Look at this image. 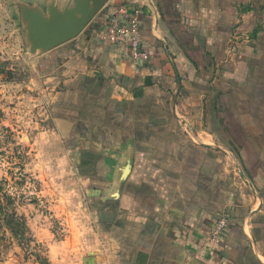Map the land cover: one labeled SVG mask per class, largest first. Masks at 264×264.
Segmentation results:
<instances>
[{
    "label": "crops",
    "instance_id": "0c3cea01",
    "mask_svg": "<svg viewBox=\"0 0 264 264\" xmlns=\"http://www.w3.org/2000/svg\"><path fill=\"white\" fill-rule=\"evenodd\" d=\"M51 1L64 7L69 0ZM205 1L196 6L191 0H111L75 39L36 56L47 62L38 77L47 76L41 91L49 94L45 97L49 107L56 106L64 95L70 72L72 82H84L79 85L81 99L76 100L81 112L87 108L106 111L109 118H99L97 123H116L126 129L118 139V146L125 149L97 152L106 161L97 163L94 170L119 171L114 167L119 154L132 155L133 163L121 184V195L112 202L107 194L100 196L99 211L84 210L87 202L76 183L58 184L64 191L75 190L73 195L72 191L59 193L55 201L56 216L66 222L64 238L56 240L47 224L32 221L33 244L41 252L35 259L21 258L16 252L2 264H264V177L257 180L250 167L242 164L243 153L226 147L225 131L209 128V120L218 125L224 121L193 115L196 106L207 107L213 96L209 92L211 77L238 75L242 67L251 70L255 52L249 45L255 44V39L246 36L244 47L237 45V50L227 51L221 27L222 1L215 2L216 9ZM121 3L140 8V39L151 54L144 65L133 63L124 45L104 36L111 6ZM197 11L208 13V19L202 17L196 28ZM193 49L200 50L199 55L192 53ZM56 57L58 62L53 60ZM199 57L210 60L207 68L200 67L207 69L203 74L209 78L203 85H209L188 89L202 92L200 102L183 100L187 87H179L177 77L186 76ZM67 67L74 71H67ZM54 68L58 69L55 74L49 71ZM156 91L176 92L173 106L177 115L145 117L147 108L159 106L151 100ZM184 103L189 110H185L186 115L181 114ZM52 119L57 130L48 132L46 140L71 139L74 122L61 116ZM162 122L179 123L183 128L164 134L152 132L154 146L157 142L163 148L147 149L144 125ZM81 149L83 155L85 150ZM60 154L67 158L70 151L65 148ZM107 177L106 188L114 178ZM72 204L74 210L69 208ZM108 206L116 210L107 211ZM220 216H227L229 224L214 241L210 233Z\"/></svg>",
    "mask_w": 264,
    "mask_h": 264
},
{
    "label": "rangeland",
    "instance_id": "374dc122",
    "mask_svg": "<svg viewBox=\"0 0 264 264\" xmlns=\"http://www.w3.org/2000/svg\"><path fill=\"white\" fill-rule=\"evenodd\" d=\"M221 1L225 9L224 25L221 27L224 31L222 36H225L226 50L235 51L237 45L244 47L245 37L250 38L252 35L255 44L249 46L255 55L252 58L251 70L242 67L238 75L219 73L220 76L216 74L217 76L211 77V85H204L210 86L209 92L213 93V96L208 100L207 107L205 105L201 109L196 106L193 115L210 116L224 121L218 125L215 120L213 123L209 120V128L216 131L220 127L219 131H225L226 147L242 152V164H247L259 180L260 176L264 177V0ZM16 2L32 4L35 8L45 11L51 0H0V264L16 252L22 255L21 258L29 259H35L41 252L37 244H33L30 228L32 221L47 224L56 240L64 238L66 222L56 216L58 204L55 201L59 193L68 194L72 191L73 195L75 190L71 187L68 189L70 191H64L58 184L70 183L74 186L76 183L78 189L81 187L82 196L87 202L84 210L99 211L102 209L100 196L107 194L112 202L121 195V184L127 179V170L133 163L132 155L119 154L118 159L114 160V167L120 168L119 171L106 173L94 170L99 167L97 163L104 164L106 161V158L98 156L97 152H120V149H125L118 146V139L126 129L116 123H97L99 118H109L106 111L101 113L99 109L92 111L87 108L85 112H81L76 100L81 99L79 85L82 82L79 84L81 79L77 84L72 82L70 72L66 74L68 82L64 95L56 101V106L49 107L45 98L49 97V94L41 91L47 76L38 77V74L40 76L41 72L45 71L47 62L36 57L41 53L32 54L28 51L25 29ZM191 2L198 6L203 0ZM205 2L216 9L217 0ZM95 17H98V14ZM202 17L208 19V13L197 11L196 28L203 20ZM199 28L201 30L204 27ZM183 39L186 40L187 37ZM192 53L199 55L200 50L193 49ZM193 63L194 67L191 66L186 76L179 77L176 83L179 87H187L188 93H184L183 100L193 99L200 102L203 99L202 92L191 93L188 89L203 85V81L209 78L203 74L207 69L203 71L200 67L204 65L207 68L210 60L199 57ZM228 63L226 61L225 65H229ZM66 70L74 71L72 67H67ZM49 71L55 74L58 69ZM181 81H184L183 84ZM88 82L87 80L85 83ZM175 93L173 91L168 95L166 92H153L151 100L157 101L159 106L147 108L145 117L177 115L173 106L176 103ZM181 108L182 115H186V111L189 112L185 103ZM55 116L65 117L74 123L71 139L63 142L55 140L51 141V144L46 138L48 132L57 130L52 119ZM144 127L145 143L149 146L147 149H160L163 145L156 142L154 146L152 132H178L182 130L183 125L162 122L156 125L147 123ZM39 134L42 136L39 137ZM65 148L70 151V156L65 157L67 162L63 155H58L60 151L64 152ZM79 149L85 150V153L81 155ZM107 175L114 177L108 188L104 186ZM99 185L104 188H98ZM69 208L74 210L75 205H69ZM79 210L83 211V208L80 207ZM113 210H116L114 206H108L107 211Z\"/></svg>",
    "mask_w": 264,
    "mask_h": 264
},
{
    "label": "water",
    "instance_id": "95a60500",
    "mask_svg": "<svg viewBox=\"0 0 264 264\" xmlns=\"http://www.w3.org/2000/svg\"><path fill=\"white\" fill-rule=\"evenodd\" d=\"M108 1L69 0L64 7L51 1L45 11L32 4L16 2L28 51L32 54L48 52L75 39Z\"/></svg>",
    "mask_w": 264,
    "mask_h": 264
},
{
    "label": "built area",
    "instance_id": "2783aa9c",
    "mask_svg": "<svg viewBox=\"0 0 264 264\" xmlns=\"http://www.w3.org/2000/svg\"><path fill=\"white\" fill-rule=\"evenodd\" d=\"M107 25L104 29L105 38L111 42L124 45L128 58L137 65H144L151 60L149 50L140 39V8L132 4H114L111 6ZM227 216H220L210 233V238L218 241L228 227Z\"/></svg>",
    "mask_w": 264,
    "mask_h": 264
},
{
    "label": "trees",
    "instance_id": "16d2710c",
    "mask_svg": "<svg viewBox=\"0 0 264 264\" xmlns=\"http://www.w3.org/2000/svg\"><path fill=\"white\" fill-rule=\"evenodd\" d=\"M60 59H61V57H59ZM56 59H58L57 57H56Z\"/></svg>",
    "mask_w": 264,
    "mask_h": 264
}]
</instances>
